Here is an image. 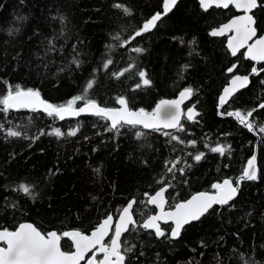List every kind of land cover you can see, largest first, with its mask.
Returning <instances> with one entry per match:
<instances>
[{
    "label": "trees",
    "instance_id": "16d2710c",
    "mask_svg": "<svg viewBox=\"0 0 264 264\" xmlns=\"http://www.w3.org/2000/svg\"><path fill=\"white\" fill-rule=\"evenodd\" d=\"M162 6L163 0H0V95L9 85L19 86L60 105L94 81L87 96L100 105L115 107L124 98L130 108L151 111L160 99L190 87L185 107L194 105L199 113L194 121L183 118L182 132L141 126L117 132L109 130L110 121L92 115L60 120L30 109L0 111V229L31 221L42 233H89L135 199L137 224L121 239L122 251L132 248L125 264H264V133L258 131L264 125V109L258 108L264 103V62L253 73L254 62L243 51L230 53L227 35L210 34L236 14L233 6L205 10L199 0H179L155 29L125 45ZM254 14L262 33L264 7ZM136 47L144 51H132ZM140 71L150 85H143ZM235 73H253L250 85L221 107L222 90ZM252 109L254 131L220 114ZM55 129L65 135H50ZM76 129L75 136L67 135ZM9 130L21 136H8ZM137 131L144 135L138 138ZM218 145L226 148L223 156L210 150ZM199 153L204 156L197 162ZM254 155L258 179L241 182L229 205H214L185 225L178 239L158 238L140 226L157 210L147 203L149 196L163 186L171 185L166 207L173 208L196 191H215L211 186L224 178L237 183ZM25 183L34 185L35 199L19 190ZM61 245L73 250L69 238Z\"/></svg>",
    "mask_w": 264,
    "mask_h": 264
},
{
    "label": "snow or ice",
    "instance_id": "6c2138e0",
    "mask_svg": "<svg viewBox=\"0 0 264 264\" xmlns=\"http://www.w3.org/2000/svg\"><path fill=\"white\" fill-rule=\"evenodd\" d=\"M202 8L207 10L213 5L216 7L229 8L233 6L235 9L243 11L245 14L237 16L230 20L229 23L224 24L218 29L213 30L210 34L212 36H223L226 33L234 32L235 34L228 39V48L231 54L235 56L241 48H247V56L249 59L260 62L264 61V36H261L253 41L257 36V30L254 27L255 19L251 14L253 9L257 7H264V3L259 0H199ZM177 0H163V11L156 12L142 27L137 30L133 36L123 43L126 45L134 40L136 37L142 36L144 33L150 32L157 27V22L167 15L176 6ZM122 8L126 14H131L130 10L122 5H116ZM11 34V32L9 33ZM120 39L119 36L115 37ZM249 41H253L249 43ZM132 51L140 53L143 49L136 47ZM79 65V62H76ZM112 63L109 59L105 68ZM185 68L188 65L184 66ZM264 70V69H262ZM128 71V69H125ZM229 72L233 68L228 69ZM253 73L257 72L256 68L252 69ZM116 76L124 75V72L113 73ZM142 78L143 85H150L151 81L147 78V74L143 71L139 72ZM249 78L247 76H235L229 87L224 89L223 95L220 97V106L228 103L229 98L240 88L247 86ZM94 81H89L84 89L83 94L71 98L64 104L56 105L44 100L38 90L24 89L19 86H7L6 94L0 95V111L7 113L10 110L30 109L31 111H43L49 117L64 120L66 117H79L82 114L92 115L110 121L109 130H117L123 127L136 128L141 126L143 129H149L160 132L162 129H175L177 131H184L181 123L182 118L188 121H194L199 114L195 111V106L189 107L187 111L181 107L182 104L190 99L193 95V89L185 88L179 93L177 99H162L151 111L140 108L139 110H131L124 98H119L118 102L120 108H106L100 106L95 100L88 98L87 92L94 86ZM137 84V87H140ZM83 101V106L77 107L78 102ZM258 108L264 109V103L258 105ZM257 109H252L247 112L228 111L220 113L235 119L249 131H254L257 125L253 122V113ZM0 128L3 125L0 124ZM78 129L71 130L67 133L69 136H75ZM258 131L264 133V125L259 126ZM8 136L19 137L21 132L9 130ZM44 133L41 132V135ZM50 135L61 137L65 135L59 129H55ZM169 136L171 140H180L178 136L171 134L168 131L163 133ZM137 137L144 135L143 132L137 131ZM37 139L39 137H36ZM183 143V141H180ZM195 146L196 141L189 142ZM212 152L224 155L226 148L222 145L212 147ZM204 154L199 153L194 156V160L199 162ZM171 167L168 171L172 172L176 165L180 163L179 160L170 162ZM179 171L183 174L184 169ZM99 172V168L96 169ZM258 179L257 169L255 167V156L248 160L243 174L237 179L234 185L231 179H225L223 182L214 183L211 187L214 192H199L193 195L190 199L176 203L174 210L165 211V205L168 203L165 199V192L167 187H162L155 195L149 196L148 204L155 205L159 208L158 215H149L145 221L140 225L143 229L154 230V234L158 238L167 237V239H178L181 231L185 225L192 221L199 220L202 216L209 212L214 205H229L238 194L239 185L244 180L255 181ZM34 185L21 184L19 190L27 196L35 199L33 195ZM137 203L135 199L128 202V204L120 210L118 222L113 228L114 218L108 215L102 223H100L90 235L84 234L78 230L65 231L58 234L56 231L42 233L37 227L30 223L20 224L15 230H0V264H125L126 252H131L132 248H127L122 251L121 238L124 233L129 232L130 225L135 226L137 221L134 219V205ZM160 221L167 224L169 221L172 225L167 230L162 229ZM112 233L109 242L106 243V238ZM63 237L69 238L74 247V251L68 252L61 249V239ZM96 250L95 252L93 250ZM92 256L85 259L88 253ZM98 254H103L102 259H97ZM142 254V253H141Z\"/></svg>",
    "mask_w": 264,
    "mask_h": 264
},
{
    "label": "water",
    "instance_id": "95a60500",
    "mask_svg": "<svg viewBox=\"0 0 264 264\" xmlns=\"http://www.w3.org/2000/svg\"><path fill=\"white\" fill-rule=\"evenodd\" d=\"M179 2V0H177V3ZM213 7H216V6H214L213 5ZM223 8V7H222ZM235 9V8H234ZM257 9V8H256ZM256 9H253V11H252V15H253V17H254V19H255V25H254V27L256 28V30H257V36L256 37H254L253 38V41L255 40V39H257V38H259V37H261V36H264V32H262V33H259V31H258V28H257V20H256V16H255V10ZM173 10V9H172ZM235 11H236V14L235 15H233L230 19H228L226 22H224V23H222V24H220L219 26H217V27H214L213 29H212V31L213 30H215V29H218V28H220L221 26H223L224 24H227V23H229L230 22V20H232V19H234L235 17H237V16H241V15H244L245 13L243 12V11H241V10H238V9H235ZM211 31V32H212ZM235 33L234 32H229V33H226L225 35H227V40H226V44H227V48H228V39H229V37L230 36H232V35H234ZM225 35H223V36H225ZM253 41H249V43H252ZM228 50L230 51V53H231V50L228 48ZM241 51H243L244 52V55H245V57L246 58H248V56H247V48L245 47V48H241L238 52H237V54L235 55V56H237ZM249 59V58H248ZM251 60V59H250ZM251 61H253L254 62V68H256L257 69V65H258V63H262V62H264V61H260V62H257V61H254V60H251ZM252 74L253 73H248V74H241V73H235L231 78H230V80H229V82L227 83V85H225V87L223 88V90H222V94H221V96L223 95V93H224V89L225 88H227V87H229L230 86V84H231V81H232V79L235 77V76H237V75H239V76H241V77H244V76H247L248 78H249V82H248V84H247V86H245V87H243V88H240L238 91H236L233 95H235L236 93H238L239 91H242V90H244V89H246L249 85H250V81H251V76H252ZM232 95V96H233ZM231 96V97H232ZM179 97V95L177 96V97H175V98H162V99H168V100H171V99H177ZM44 99V98H43ZM162 99H160V100H162ZM45 100V99H44ZM160 100L157 102V104L160 102ZM190 99H188V100H186L183 104H182V108L185 110V112L187 111V109L189 108V107H192V106H189V107H185V104L189 101ZM99 104V103H98ZM156 104V105H157ZM100 105V104H99ZM128 105V104H127ZM80 106H83V104H81V105H79V106H77V107H80ZM100 106H102V107H106V106H103V105H100ZM121 107V105L119 104L118 106H115V107H106V108H120ZM129 107V106H128ZM129 109H131V110H138V109H133V108H130L129 107ZM195 111L197 112V109L195 108ZM82 115H85V114H82ZM182 120H183V118H182ZM182 122V121H181ZM164 130H175V129H164ZM255 156V155H254ZM255 167H256V160H255ZM256 169H257V167H256ZM225 179H231V178H224L223 180H225ZM223 180L222 181H220L221 183L223 182ZM232 180V179H231ZM232 182H233V180H232ZM233 184L235 185L236 183H234L233 182ZM164 187V186H163ZM161 189V188H160ZM159 189V190H160ZM158 190V191H159ZM214 192V191H208V190H199V191H196V192H194L193 194H191L188 198H186V199H184V200H182V201H180V202H184V201H186V200H188V199H190L193 195H195L196 193H199V192ZM157 192V191H156ZM155 192V193H156ZM155 193H153L152 195H155ZM151 195V196H152ZM238 195V194H237ZM237 197V196H236ZM235 197V198H236ZM234 198V199H235ZM165 199H166V195H165ZM233 199V200H234ZM133 199H131L130 201H132ZM167 200V199H166ZM129 201V202H130ZM180 202H178V203H180ZM128 204V203H127ZM126 204V205H127ZM125 205V206H126ZM124 206V207H125ZM155 206V205H154ZM156 208H157V210H156V212L155 213H153V214H155V215H158L159 214V208L157 207V206H155ZM165 211H171V210H174V207L173 208H167L166 207V205H165V209H164ZM153 214H150V215H153ZM119 215H120V213H119ZM119 215L117 216V217H114L113 215V218H114V222H113V228L115 227V224L118 222V218H119ZM106 218V217H105ZM104 218V219H105ZM103 219V220H104ZM134 219H135V216H134ZM102 220V221H103ZM136 220V219H135ZM102 221L100 222V223H102ZM24 223H30V224H32V225H34L35 227H37L33 222H31V221H23V222H21L20 224H24ZM99 223V224H100ZM160 223V225L162 224V223H164L163 221H160L159 222ZM168 223H171L172 224V222L171 221H169ZM19 224V225H20ZM98 224V225H99ZM18 225V226H19ZM97 225V226H98ZM96 226V227H97ZM131 226V225H130ZM130 226H129V228H130ZM172 226H174V225H172ZM95 227V228H96ZM38 228V227H37ZM95 228H93L92 230H91V232L92 231H94L95 230ZM162 228V227H161ZM39 229V228H38ZM0 230H4V229H0ZM15 230V229H14ZM73 230H78V229H71V230H69V231H73ZM51 231H56V230H51ZM50 231V232H51ZM78 231H80V230H78ZM154 231V230H153ZM57 232V231H56ZM80 232H82V231H80ZM91 232H89V233H86V232H82V233H84V234H87V235H90L91 234ZM58 233V232H57ZM59 234V233H58ZM125 234V233H124ZM123 234V235H124ZM111 236H112V233L110 232V234H109V237L108 238H106V240H105V242L106 243H108L109 242V239L111 238ZM123 237V236H122ZM122 239V238H121ZM62 240V239H61ZM0 246H3V245H0ZM61 249L63 250V248H62V245H61ZM75 249H74V247H73V250L72 251H74ZM63 251H65V250H63ZM72 251H68V252H72ZM94 252L96 251L95 249L93 250ZM91 254V255H90ZM92 256V253L90 252V253H88L87 254V256L85 257V259H88V258H90ZM102 256H103V254H102ZM102 256H101V259H102ZM84 261H81V263H83Z\"/></svg>",
    "mask_w": 264,
    "mask_h": 264
},
{
    "label": "flooded vegetation",
    "instance_id": "af4514ba",
    "mask_svg": "<svg viewBox=\"0 0 264 264\" xmlns=\"http://www.w3.org/2000/svg\"><path fill=\"white\" fill-rule=\"evenodd\" d=\"M91 255V254H90ZM83 263H85V262H83Z\"/></svg>",
    "mask_w": 264,
    "mask_h": 264
}]
</instances>
